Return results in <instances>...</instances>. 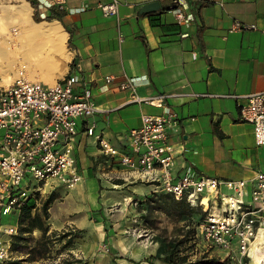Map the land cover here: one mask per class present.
Masks as SVG:
<instances>
[{
	"label": "crops",
	"instance_id": "0c3cea01",
	"mask_svg": "<svg viewBox=\"0 0 264 264\" xmlns=\"http://www.w3.org/2000/svg\"><path fill=\"white\" fill-rule=\"evenodd\" d=\"M98 1L107 0H64L61 8L55 0H35L32 7L41 16L51 6L61 11L60 20L53 19L65 31L63 46L69 52L61 76L76 75L74 91L89 92L99 110L78 119L71 141L80 180L72 187L57 181L43 185L44 193L31 213L42 214L43 200L54 195L43 218L47 230L22 232L25 239L16 247L29 243L30 236L36 240L40 234L69 229L80 235V249L92 251L100 245L94 235L88 238L96 229L98 239L112 249L107 240L116 230L112 221L133 209L126 206L128 198L168 194L155 191L153 183L100 149L99 138L127 151V134L141 124L143 113L162 114L166 107L176 113L177 127L167 129L170 142L179 149L175 176L190 166L220 179L250 181L264 170V144L255 142L252 124L239 112L245 95L264 91V0H119L116 15H104ZM235 21L255 28L233 29ZM108 74L114 80L106 85L103 77ZM125 76L133 78L142 95L165 94L163 105L129 102L118 86ZM19 214L14 208L0 215L3 228L16 229L0 232L10 245L19 229ZM156 247L145 252L138 245L131 252L137 248L138 256H133L150 264L147 256ZM12 251L28 259L29 251ZM106 256L112 264H125Z\"/></svg>",
	"mask_w": 264,
	"mask_h": 264
},
{
	"label": "built area",
	"instance_id": "2783aa9c",
	"mask_svg": "<svg viewBox=\"0 0 264 264\" xmlns=\"http://www.w3.org/2000/svg\"><path fill=\"white\" fill-rule=\"evenodd\" d=\"M55 1L61 8L64 0ZM118 5L119 0L97 2L104 15H116ZM232 28L255 25L235 21ZM103 80L108 85L114 76L105 75ZM76 83L74 74L46 82L19 71L9 84L0 85V215L20 208L28 198H34L36 206L46 183L57 181L72 187L80 180L71 141L78 131V119L99 109L89 92L74 91ZM118 86L126 91L129 102L163 105L166 96L138 93L130 76L120 79ZM245 98L240 117L252 124L255 142L264 144V91ZM177 124L176 113L167 107L162 114L143 113L141 124L127 134V151L99 138L100 149L117 157L130 173L153 183L155 191L200 206L204 215L193 224L196 235L224 251L233 264H246L243 258H253L255 245L264 248V170L250 181L216 178L190 166L175 176L179 149L170 142L167 129ZM87 132L91 134L92 128ZM141 200L128 198L133 204ZM1 231L11 234L16 229L3 228L0 223ZM9 245L0 239V264L8 258Z\"/></svg>",
	"mask_w": 264,
	"mask_h": 264
},
{
	"label": "rangeland",
	"instance_id": "374dc122",
	"mask_svg": "<svg viewBox=\"0 0 264 264\" xmlns=\"http://www.w3.org/2000/svg\"><path fill=\"white\" fill-rule=\"evenodd\" d=\"M22 1L0 0V5H17ZM28 4L30 6L29 14L32 18L33 9L29 2ZM64 39L63 36L61 48H65L63 46L65 45L63 44ZM60 46H56L51 35L29 33L25 19L17 12L13 11L8 16L0 17V85L9 84L19 71L46 82H52L61 77L63 73H58L57 66ZM51 75L53 79H50ZM126 206H131L133 209L126 211L125 217L122 219L112 221L116 225V230L111 231L107 237V240L113 245L112 249L110 247L107 249L104 240L98 239L96 229L88 238L93 239L94 235L100 245L98 249L92 251H84L79 248L81 237L76 230L61 229L56 233L40 234L36 240L30 236L29 243L25 246L19 245L18 250L29 251L28 259L19 257L21 255L19 251L11 252V245H9V255L3 264H68V262L70 264L74 262L75 264H112L110 257H107L106 254L119 258L125 264H141L139 262L142 261V258L133 256V254H138L137 248L133 250V254L131 252L132 247L138 245L145 252H148L151 247L157 246L151 254L152 257L149 255L146 259L152 264H164L162 258L173 250L178 255H183L186 260L193 259L204 251L221 257L227 256L224 251L213 247L197 235V243L185 240L183 244L171 247L179 239H182L185 230L184 224L196 220L199 212L203 211L200 206H191L185 200H177L164 193L150 198L147 196L136 204L128 202ZM112 209L116 210L117 206H113ZM65 231L71 233L69 236L73 242L70 245L66 244L69 236H60ZM0 239L7 243V240L1 237ZM19 243L17 242V245ZM143 245L146 247L144 248ZM67 246H70V252L67 250ZM243 260L246 264H256L253 258L245 257Z\"/></svg>",
	"mask_w": 264,
	"mask_h": 264
},
{
	"label": "trees",
	"instance_id": "16d2710c",
	"mask_svg": "<svg viewBox=\"0 0 264 264\" xmlns=\"http://www.w3.org/2000/svg\"><path fill=\"white\" fill-rule=\"evenodd\" d=\"M31 4L32 7L36 6L35 0H27ZM61 11L56 9V7L51 6L49 8V11L41 16L38 11H33L32 18L35 22L40 21H49L53 18H57L60 20L61 18ZM65 40V39H64ZM64 44V41H63ZM65 46V45H64ZM54 195L51 194L50 196L46 197L41 205V212H34L31 213L32 208L35 207L34 198H28L19 208L20 214H19V229L16 235L13 236V242L11 244V248H17V242L20 240L25 239V237L22 235V232H31L33 228H39L43 233L46 232L47 226L45 225L44 219L47 216V205L48 203L53 199ZM204 215V211L199 212L198 218L195 220L189 221V223L184 224L185 230L184 235L182 239H179L176 244L174 243L171 247H175V245H181L183 244V241L189 240L192 243H197V236L195 232V228L193 227V224L196 223L202 216ZM69 236V231H65L62 233V237ZM186 236V237H185ZM73 242V239L69 236L66 244L70 245ZM181 250V249H178ZM149 257H152L150 255ZM162 261L164 264H233L232 260L228 257H221L219 255L209 254L207 251H204L200 253L198 256L194 257L193 259L186 260L183 255H178L177 253L172 251H169L168 254L162 258ZM152 264V263H150Z\"/></svg>",
	"mask_w": 264,
	"mask_h": 264
},
{
	"label": "bare ground",
	"instance_id": "6f19581e",
	"mask_svg": "<svg viewBox=\"0 0 264 264\" xmlns=\"http://www.w3.org/2000/svg\"><path fill=\"white\" fill-rule=\"evenodd\" d=\"M13 11L19 13L20 16H23V18L25 19L28 25L29 33H31L32 35H37V34L51 35L54 38L56 46L59 47L61 45L64 31L61 25L56 20L35 22L29 14L30 6L28 2H26L25 0H23L21 3L17 5H13V4H10L8 6L0 5V17L8 16V14ZM68 53H69L68 49L63 47L61 48L60 46V49L58 51V59H57L59 74L63 73V70L66 67V60L68 59V55H69ZM52 78L53 77L51 75L50 79ZM143 247L145 248L146 245H143ZM251 254L256 264H264V248H259L258 245H255Z\"/></svg>",
	"mask_w": 264,
	"mask_h": 264
}]
</instances>
